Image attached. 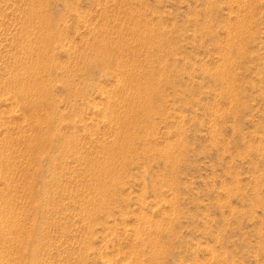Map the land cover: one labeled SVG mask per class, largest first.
Returning <instances> with one entry per match:
<instances>
[{"label":"rangeland","instance_id":"rangeland-1","mask_svg":"<svg viewBox=\"0 0 264 264\" xmlns=\"http://www.w3.org/2000/svg\"><path fill=\"white\" fill-rule=\"evenodd\" d=\"M0 264H264V0H0Z\"/></svg>","mask_w":264,"mask_h":264},{"label":"bare ground","instance_id":"bare-ground-1","mask_svg":"<svg viewBox=\"0 0 264 264\" xmlns=\"http://www.w3.org/2000/svg\"><path fill=\"white\" fill-rule=\"evenodd\" d=\"M44 24H45V22H44ZM45 25H46V24H45ZM48 25H49V24H48ZM50 35H51V34H50ZM40 36H41V35H40ZM47 44H48V43H47ZM111 48H112V47H111ZM100 57H101V56H100ZM102 57H103V56H102ZM122 60H123V59H122ZM91 67H92V66H91ZM26 73H28V72H26ZM33 79H34V78H33ZM36 81H37V80H36ZM36 81H35V82H36ZM40 81H42V80H40ZM16 84H17V83H16ZM33 84H35V83H33ZM38 84H39V83H38ZM49 84H50V83H49ZM41 85H43V83H41ZM35 86H36V85H35ZM39 86H40V85H39ZM148 87H149V86H148ZM22 88H23V87H22ZM26 88H27V87H26ZM26 88H25V89H26ZM28 88H29V87H28ZM30 88H31V87H30ZM23 89H24V88H23ZM36 89H37V88H36ZM43 89H44V88H43ZM47 89H48V88H47ZM47 89H46V90H47ZM41 90H42V88H41ZM41 90H40V91H41ZM118 90H119V89H118ZM25 91H26V90H25ZM120 91H121V90H120ZM20 92H21V91H20ZM46 92H47V91H46ZM150 92H151V91H150ZM24 94H25V93H24ZM33 96H34V95H33ZM40 96H41V95H39V97H40ZM36 97H37V96H36ZM123 99H124V98H123ZM32 100H33V99H32ZM33 103H34V102H33ZM37 103H38V106H39V104H40L39 101H38ZM48 103H49V102H48ZM142 103H143V102H142ZM147 103H148V102H147ZM26 106H27V105H26ZM38 106H37V107H38ZM33 107H34V106H33ZM49 108H50V107H49ZM92 108H93V107H92ZM35 109H36V108H35ZM38 109H39V108H38ZM27 110H28V109H27ZM31 110H32V109H31ZM38 111H39V110H38ZM41 111H42V110H41ZM34 113H35V112H34ZM38 113H39V112H38ZM113 116H114V115H113ZM45 119H47V118H45ZM36 120H37V119H36ZM120 147H121V146H120ZM3 216H4V215H3ZM3 216H2V217H3ZM10 216H11V215H10ZM16 220H17V219H16ZM18 220H19V219H18ZM10 227H12V226H10ZM14 227H17V226L14 225ZM14 227H12V228H14ZM20 227H21V226H20ZM17 229H18V228H17ZM19 229H20V228H19ZM4 230H5V229H4ZM8 230H9V228L7 229V231H8ZM10 230H11V228H10ZM21 230H22V229H20V232H19V233H22ZM11 231H13V229H12ZM11 231H10V232H11ZM15 231L17 232L18 230H16V228H15V229H14V232H15ZM4 232H5V231H4ZM10 232H8V233H10ZM14 232H13V233H14ZM13 233H12V234H13ZM27 233H28V232H27ZM10 234H11V233H10ZM14 234H15V233H14ZM16 234H17V233H16ZM16 234H15V235H16ZM25 234H26V233H25ZM17 236H20V234L17 235ZM17 236H16V237H17ZM21 236H22V234H21ZM20 238H21V237H19V239H20ZM15 239H16V238H15ZM12 240H13V238H12ZM17 240H18V239H17ZM2 242H3V240H2ZM25 243H26V242H25ZM9 247H10V246H9ZM9 247H8V248H9ZM17 248H18V247H17ZM13 249H14V248H13ZM17 251H18V250H17ZM19 256H20V255H19Z\"/></svg>","mask_w":264,"mask_h":264}]
</instances>
